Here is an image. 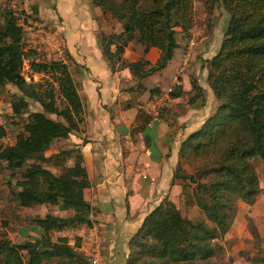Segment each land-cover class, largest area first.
<instances>
[{"label": "trees", "instance_id": "obj_1", "mask_svg": "<svg viewBox=\"0 0 264 264\" xmlns=\"http://www.w3.org/2000/svg\"><path fill=\"white\" fill-rule=\"evenodd\" d=\"M194 0H90L103 15L119 25L122 32L100 33V46L110 70L128 68L135 81L125 90H142V80L164 69L179 43L178 31L188 33L193 25ZM212 13L215 6L225 11L226 22L219 49L206 60L207 83L219 101L218 106L180 143L173 175L182 185L186 207L197 206L203 218L185 217L180 208L164 197L142 220L128 241L125 264H217L219 244L233 223L238 201L253 204L260 193L254 159L264 162V0H207ZM38 4H30L33 22L40 23ZM208 11V12H209ZM23 12L9 9L0 21V88L12 84L20 91L9 101L10 116L23 118L22 130L13 143H0V162L21 170L12 197L22 207L37 204L60 205L69 215L47 213L31 219L41 229L37 239L14 243L0 235V264H45L56 258L62 264H91L79 250L81 238L69 243L67 236L49 239L53 231L91 225L93 208L84 199L90 186L77 147L47 154L55 140L81 130L83 106L72 73V57L64 48L65 59L34 60L38 49L24 50L26 32L20 24ZM121 38V39H120ZM141 44L146 54L151 47L160 54L154 64L148 60L125 62L122 59L129 42ZM28 59L27 81L22 63ZM44 74L43 81L34 80ZM188 104L204 101L197 79L190 78ZM159 88L150 90L158 93ZM176 85L171 99L183 96ZM152 99V96L151 98ZM59 100V102H58ZM29 101L40 110H28ZM165 113V109L157 117ZM145 125L153 116L145 114ZM6 136L0 124V139ZM198 159L193 172L184 161ZM60 168L55 174L44 166ZM72 160L71 165L67 162ZM27 161H31L25 166ZM252 264H264V254L247 258Z\"/></svg>", "mask_w": 264, "mask_h": 264}, {"label": "crops", "instance_id": "obj_2", "mask_svg": "<svg viewBox=\"0 0 264 264\" xmlns=\"http://www.w3.org/2000/svg\"><path fill=\"white\" fill-rule=\"evenodd\" d=\"M38 9L40 18L56 24L63 46L73 59L70 71L82 101L83 123L80 131L59 140L66 143L61 149L79 148L90 182L84 199L93 208L90 226L82 224L56 232L80 237L79 250L96 264H125L128 241L144 217L164 197L177 205L182 185L173 175L180 143L214 112L219 101L205 78L204 84L199 80L204 101L188 104L187 99L182 100L188 97L185 93L171 99L165 113L145 125L144 108L154 95L150 90L158 87L161 91L171 84L162 86L158 79L162 71L166 70L164 73L173 82L177 80L174 54L164 69L141 81L144 89L125 90L135 84L130 71L122 67L112 72L101 51L100 33L111 34L117 29L109 16L92 6L90 0H38ZM143 50L141 44L131 41L122 59H144L154 64L159 49L151 47L146 54ZM181 83L189 92L191 86L185 89V78ZM71 164L69 160L67 165ZM57 206L58 210L50 214L69 215ZM69 243L73 244L74 239Z\"/></svg>", "mask_w": 264, "mask_h": 264}, {"label": "rangeland", "instance_id": "obj_3", "mask_svg": "<svg viewBox=\"0 0 264 264\" xmlns=\"http://www.w3.org/2000/svg\"><path fill=\"white\" fill-rule=\"evenodd\" d=\"M29 1L30 4H32V2L38 4V0ZM22 8V0H17L16 8L13 7L12 0H0V21H2V15L6 10L16 9L17 13H20L23 12ZM208 11L207 0H194L193 25L191 29L188 33L178 31L176 34V39L179 45L174 50V60L172 61V64H174L175 67L174 79H177L180 82L179 85L183 86L181 81L185 78L186 90L190 88V78L197 79L198 83L200 81L203 84L205 83L208 71L207 68L203 66L206 65V60L211 58L217 52L223 38V29L226 22L225 11L217 6L213 8L212 13ZM40 20V28L50 31L54 35L56 34V40L60 41L61 50L64 51L62 39L60 35H58L56 24L42 18H40ZM20 24L26 33L27 27L34 26L32 17L21 18ZM115 28H117L116 31L119 34L122 32L119 25H116ZM38 39L39 38L37 37H33L35 42ZM136 44L137 43H135V45ZM38 50V53L32 55L34 60L50 61L58 58L55 57V51L47 45L44 46V44H42L41 48ZM132 50L134 51L135 49ZM62 56L65 59L64 52L62 53ZM165 71L166 70L162 71L163 75L158 77L164 87L169 83H175V81L173 82L169 79V76L164 73ZM183 74L185 76L182 77ZM45 78L46 76L42 73L34 76V80L38 82L43 81ZM147 83L149 84L150 81H147ZM171 84H169V86ZM209 90L211 92V89ZM159 92L154 93V95L159 94ZM19 94L20 91L18 88L12 84H7L0 88V99H2L0 124L5 125L6 128V136H4V141L0 139V143H13L16 135L22 130L23 118L10 116L9 113V101L13 99L14 95ZM154 95H152V97ZM185 95H189V92ZM185 99H187V97L183 96L182 100L184 101ZM208 104H210V101ZM40 109L41 107L38 103L29 101L28 110L32 111ZM164 109L166 111L168 106L164 107L162 110ZM205 110L206 107L203 108V111ZM65 145V141L56 140L51 144L47 154L55 152L65 147ZM30 162L31 161H27L25 166L29 165ZM196 162H199V160L191 158L188 161H184L183 166L186 171L193 172V166ZM253 163L256 167L259 178L260 193L253 204H246L240 200L238 201L236 215L232 225L224 236L215 240V243L219 244L217 254L214 258L217 264H252L247 261V258H252L257 252L264 254V162L260 158H256ZM44 166L54 173L58 174V172H60L59 167H54L52 165V159L46 162ZM20 176L21 170L10 169L5 163L0 162V235L5 234L6 237L14 243H22L26 240L39 238L41 235L40 230L38 227L34 226L31 219L35 216L43 217L46 213H55L58 210L57 205L49 204H37L31 207L20 206L17 201L13 199L11 193V190L17 189L15 183ZM177 206L187 218L201 219L204 216L197 206L186 207L184 205L183 196L178 199ZM62 234L71 240L76 238L72 233L67 235L66 232L59 234L56 231L51 232L48 237L54 241L58 236H62ZM45 264L62 263L60 260L53 258Z\"/></svg>", "mask_w": 264, "mask_h": 264}, {"label": "built area", "instance_id": "obj_4", "mask_svg": "<svg viewBox=\"0 0 264 264\" xmlns=\"http://www.w3.org/2000/svg\"><path fill=\"white\" fill-rule=\"evenodd\" d=\"M22 1H23L22 9L25 18L26 17L29 18L31 16L30 1L29 0H22ZM16 4H17V0H12V5L14 8H16ZM39 25L40 24L34 22L33 27L26 28L27 38H26L24 50L27 51L29 48L39 49L41 48V45L44 44V46L47 45L55 51V57H58L57 59H64V57L62 56L63 51L61 50L59 40H56V36L52 34L50 31L41 29ZM33 37H37L39 39L35 42L33 40ZM29 71H30V67L28 64V59H24L22 63V72L27 81H30V77L27 75ZM179 84L180 83L178 82V80H175V83L161 90L159 94L154 95L152 99H150V101L147 103L146 107L144 108L145 112L148 115L153 116V118L157 117L162 111V109L168 106L169 101L171 100L170 94L173 91L174 87ZM1 102L2 99H0V108H1ZM90 260H91V264L96 263V260H93L92 258H90Z\"/></svg>", "mask_w": 264, "mask_h": 264}]
</instances>
